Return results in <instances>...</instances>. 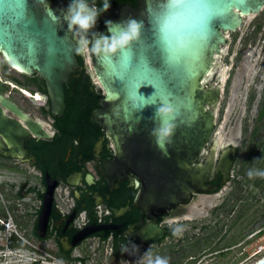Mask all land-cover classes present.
I'll list each match as a JSON object with an SVG mask.
<instances>
[{"label":"flooded vegetation","instance_id":"af4514ba","mask_svg":"<svg viewBox=\"0 0 264 264\" xmlns=\"http://www.w3.org/2000/svg\"><path fill=\"white\" fill-rule=\"evenodd\" d=\"M50 1H58L67 12L72 3V0ZM86 2L96 11V22L88 30L73 26L83 53L77 56V63L64 83L66 108L61 117L52 113L45 80L39 74L27 75L13 69L0 54V76L6 80L0 86V94L41 130L34 133L25 121L5 110L27 131L19 157L3 155L9 151L3 140L0 150V244L5 239L3 234L11 235L15 245L19 243L10 263L154 264L157 258H162L168 264H205L213 257L224 256L231 247L217 249L213 243L219 233L216 227L222 221L217 212L224 209L226 202L219 206L214 202L233 181L241 148L234 134L223 137L218 132V115L224 102L223 114L231 112L240 88L247 89L245 96L239 95L245 101L257 99L259 89L251 77L254 68L244 57L251 48H264V36L258 38L264 27V6L260 13L245 17L236 31L227 33L229 44L222 46L215 68L205 79L207 88L221 86V96L216 107L210 108L215 112L216 126L200 163L207 162L215 144L216 159L235 147L229 179L221 184L223 176L214 170L207 185L217 187L215 191L194 194L188 203L163 211L141 199L143 181L137 174L121 165L112 167L116 157L114 144L103 128L90 123L104 96L94 70L91 31H95L97 38L111 39L101 21L102 15L118 4L137 2ZM239 54L242 58L233 65L235 69L224 71L223 58L228 56L230 63ZM263 113L260 108L259 117ZM223 143L225 146L221 147ZM46 204H50L49 208ZM2 223H8L11 231Z\"/></svg>","mask_w":264,"mask_h":264},{"label":"water","instance_id":"95a60500","mask_svg":"<svg viewBox=\"0 0 264 264\" xmlns=\"http://www.w3.org/2000/svg\"><path fill=\"white\" fill-rule=\"evenodd\" d=\"M136 5L118 4L106 10L101 21L109 36H119L126 30V22L135 20L140 25V35L123 50L128 51L134 62L149 61L155 43L159 39L152 13L158 0H136ZM209 4L222 7L226 0H207ZM247 4L248 0H244ZM264 0H255L250 7H233L227 14H217L209 22L206 31L200 29L196 18L177 20L174 27L175 39L188 43L193 33L202 37L194 55L182 65L167 73L164 86L171 95L167 113L170 119L165 125L158 113L157 105L144 103L157 92L155 83L141 84L133 92L132 83L122 79L118 73L121 67L117 63H108L105 57L113 58L121 52L106 51V38L93 37L95 55L94 70L100 82L104 96L99 100V108L90 118L95 127L103 128L107 138L115 147L114 166H124L129 172L137 174L143 181L141 199L149 200V205L163 211H171L179 205L189 202L192 195L212 193L217 187H209L207 182L216 170L224 184L229 179V171L235 158L236 148L225 150L216 159L218 145L215 144L207 162L202 165L201 155L206 149L215 131L216 115L210 108H215L221 96V86H205V79L211 74L216 64V57L221 55L223 45L229 44L227 33L236 31L244 23V18L260 13ZM51 12L55 20L48 13ZM68 12L58 1L19 0L3 14L0 20V39H16L12 55L0 51L10 66L27 75L39 74L45 80L52 113L61 117L66 108L64 83L77 63V56H82L83 46L72 27H69ZM111 21V24L106 22ZM29 42L25 47L23 41ZM111 42L110 38H107ZM158 67V65H153ZM165 105H160L164 107ZM5 110L12 111L25 121L36 134L40 127L21 112L15 104L0 94V150L4 143L7 157H19L24 147L27 131L16 118L10 117ZM170 129V134L163 137L162 130ZM225 144H221V147ZM51 193L47 194L50 199ZM50 202V201H49ZM50 206V204H46ZM253 264H264V256Z\"/></svg>","mask_w":264,"mask_h":264},{"label":"rangeland","instance_id":"374dc122","mask_svg":"<svg viewBox=\"0 0 264 264\" xmlns=\"http://www.w3.org/2000/svg\"><path fill=\"white\" fill-rule=\"evenodd\" d=\"M263 31L264 27L258 33L259 39L264 36ZM240 54L230 63L228 56H225L222 60L223 70L233 71L242 58ZM244 61L254 68L251 69V77L255 78L259 89L257 99L253 102L245 101L241 96H245L247 89L240 88L241 96H236L237 99L235 98L231 108V112L234 110L235 114L229 111L224 115L222 110L225 102L222 104L218 115V132L223 137L235 135L241 148L239 158L242 160L246 159L250 152L255 155L252 164L246 163L245 175L240 173L241 164L236 167L233 181L223 188L224 191L214 202L215 206L225 202L226 205L223 210L217 212L221 214L222 221L216 227L219 233L213 246L217 249H231L224 256L213 257L205 264H253L264 256V250L253 255L258 247L255 240L249 239L253 232L264 226V176L259 175L264 173V116L259 117L260 108L264 109V48H251ZM249 172L252 173L251 177ZM259 176L262 178L259 179ZM258 180L260 185H255ZM239 182L242 184L239 185Z\"/></svg>","mask_w":264,"mask_h":264},{"label":"snow or ice","instance_id":"6c2138e0","mask_svg":"<svg viewBox=\"0 0 264 264\" xmlns=\"http://www.w3.org/2000/svg\"><path fill=\"white\" fill-rule=\"evenodd\" d=\"M19 0H0V20L3 19V14L9 11L14 3ZM255 0H248L245 4L244 0H226L222 7H216L209 4L207 0H158L152 13L153 24L159 33V39L155 43L148 62L141 60L134 62L130 53L121 50L116 57L108 58L105 60L108 63H117L121 67L118 75L122 79H126L132 83L133 92L141 84L158 85L156 94L149 98L147 101L143 97H139L142 107L144 103H154L157 105L158 113H163L161 119L167 125L170 117L167 115L169 112H162V109L171 110L168 107V101L172 98L170 93L164 86L165 77L168 72L179 68L182 63L194 55V49L197 44L202 42V37L197 33H193L191 40L188 43L178 42L175 39L174 27L177 20L187 18H196L199 21L200 29L207 30V26L212 18L217 14H227L232 11L233 7H241L243 9L250 7ZM48 16L55 20L52 13L49 12ZM20 43L16 39H0V51H7L9 55L13 54L14 45ZM25 47H29L27 40L23 41ZM158 65V67H153ZM160 105H165L160 107ZM165 129H167L165 127ZM161 146H163V136L160 137Z\"/></svg>","mask_w":264,"mask_h":264},{"label":"clouds","instance_id":"9594fccd","mask_svg":"<svg viewBox=\"0 0 264 264\" xmlns=\"http://www.w3.org/2000/svg\"><path fill=\"white\" fill-rule=\"evenodd\" d=\"M108 5H105V10ZM97 13L94 9L89 8L86 0H72V3L68 8V22L69 27L78 26L81 30H88L95 25ZM111 24V21L106 22ZM140 35V25L135 20H128L126 22V30L119 36H113L111 42L105 40L106 51L115 53L118 49H123L128 46L133 40H136ZM162 112H170L171 110L162 109ZM170 134V129H164L161 132V136H167ZM264 176V173H259ZM249 176L252 173L249 172ZM151 264V262H150ZM154 264H168L166 259L157 258Z\"/></svg>","mask_w":264,"mask_h":264},{"label":"built area","instance_id":"2783aa9c","mask_svg":"<svg viewBox=\"0 0 264 264\" xmlns=\"http://www.w3.org/2000/svg\"><path fill=\"white\" fill-rule=\"evenodd\" d=\"M5 83L6 80L0 76V86ZM1 226H5L8 230L11 231V226L8 223H2ZM3 236H5V239L4 242L0 244V264H11L9 258L16 252L14 249H17L19 243L15 245L12 239H10L11 235L3 234ZM249 239L255 240L256 246L258 247L253 255L261 253L264 250V226L258 228L255 232H253L249 236ZM43 263L48 264L47 262Z\"/></svg>","mask_w":264,"mask_h":264},{"label":"trees","instance_id":"16d2710c","mask_svg":"<svg viewBox=\"0 0 264 264\" xmlns=\"http://www.w3.org/2000/svg\"><path fill=\"white\" fill-rule=\"evenodd\" d=\"M126 0H115V2H124ZM264 116V113L261 115V117ZM254 155L255 153H249L247 154V157L246 159H241L239 158V161L237 163V166L241 164V169H240V173L245 175L246 174V171H245V166H246V163L249 162L250 164H252V161H253V158H254ZM239 173V172H238ZM262 178V176H259V179ZM242 184V182H239V185ZM255 185H260V180L256 181L255 182Z\"/></svg>","mask_w":264,"mask_h":264},{"label":"bare ground","instance_id":"6f19581e","mask_svg":"<svg viewBox=\"0 0 264 264\" xmlns=\"http://www.w3.org/2000/svg\"><path fill=\"white\" fill-rule=\"evenodd\" d=\"M225 79H226V76H224L223 81H225Z\"/></svg>","mask_w":264,"mask_h":264}]
</instances>
